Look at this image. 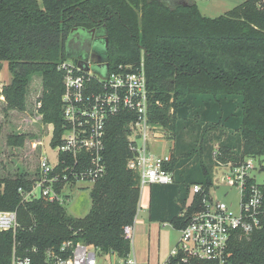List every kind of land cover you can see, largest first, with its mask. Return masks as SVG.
Instances as JSON below:
<instances>
[{
	"label": "trees",
	"instance_id": "obj_1",
	"mask_svg": "<svg viewBox=\"0 0 264 264\" xmlns=\"http://www.w3.org/2000/svg\"><path fill=\"white\" fill-rule=\"evenodd\" d=\"M93 29L104 51L93 44L88 57L70 43L77 30ZM68 61H92L96 74L144 68L150 120L174 142L166 165L173 183L151 186L152 223L184 228L202 208L219 163L264 156V0H247L218 18L205 16L194 0H0V63L11 75L4 111L25 112L32 78L40 75L39 112L54 127L53 148L64 132L59 67ZM136 119L123 112L108 122L106 174L93 185L83 217L45 198L23 201L19 189L30 191L34 179H0V212H17L19 224L16 233H0V264H11L14 253L43 264L46 251L59 252L66 241L104 255H130L125 230L135 225L141 199L139 176L127 166ZM24 142V136L7 138L14 147ZM195 185L203 193L193 194ZM233 249L238 263L261 264L264 230Z\"/></svg>",
	"mask_w": 264,
	"mask_h": 264
},
{
	"label": "built area",
	"instance_id": "obj_2",
	"mask_svg": "<svg viewBox=\"0 0 264 264\" xmlns=\"http://www.w3.org/2000/svg\"><path fill=\"white\" fill-rule=\"evenodd\" d=\"M90 65L68 61L59 67L64 73L65 87L61 144L54 148L57 150L55 163L45 154L40 157L33 188L19 189L23 201L45 198L65 205L67 186L80 183L93 186L104 177L106 128L110 119L123 112L134 113L137 118L130 124L128 140L133 155L127 166L138 174L141 194L152 185H169L174 181L172 172L166 169L174 142L169 147L165 130L150 120V94L144 68L133 72L131 66H120L111 73L104 69L102 75L96 74ZM5 86L0 87L2 103L6 102ZM158 144H162L160 152H157ZM39 146L44 145L34 144L35 149ZM260 175H264V156L246 157L239 163H219L202 208L179 230L180 241L164 264H240L235 259L234 243L251 241L264 230V183L257 182ZM221 187L238 191L237 210H230L215 196V190ZM203 191L199 185L192 187L193 194ZM18 227L17 212H0V233H16ZM125 236L133 244L134 226L126 228ZM98 255L114 256L104 255L100 249L81 242L66 241L59 252L46 251L43 264H99ZM119 260L121 264H139L131 253ZM11 264H33V260L14 253Z\"/></svg>",
	"mask_w": 264,
	"mask_h": 264
},
{
	"label": "rangeland",
	"instance_id": "obj_3",
	"mask_svg": "<svg viewBox=\"0 0 264 264\" xmlns=\"http://www.w3.org/2000/svg\"><path fill=\"white\" fill-rule=\"evenodd\" d=\"M194 1L205 16L218 18L225 16L247 0ZM95 45L94 48L98 53L104 51L101 42ZM90 63V67L93 69L95 63L92 61ZM10 83L11 75L8 64L0 63V87ZM28 90L27 110L25 112L9 111L6 113L4 111L5 103L0 102V179L22 177L33 180L38 170L40 157L43 154L49 156L52 163L56 162L57 150L51 147L54 127L44 124L39 112L41 107L39 101L43 95V81L40 75L33 76ZM164 132L168 145L171 147L173 145L172 137L166 131ZM10 135L24 136V145L21 147L8 145L7 138ZM35 143H43L44 146L35 149ZM161 148L162 144H158L157 152H160ZM257 182L263 184L264 175L258 176ZM92 187L91 184L83 183L66 187L64 193L65 206L69 214L75 217H83L89 212L92 205L90 197ZM215 191V196L227 204L230 210L238 209L240 197L237 190L221 187ZM39 194L40 192L37 191V195ZM137 218L142 219L144 224L134 226V242L131 244V254H135L139 264H164L180 241V231L170 223L150 222L148 210H140ZM98 261L99 264H121L119 258L113 256L98 255Z\"/></svg>",
	"mask_w": 264,
	"mask_h": 264
},
{
	"label": "flooded vegetation",
	"instance_id": "obj_4",
	"mask_svg": "<svg viewBox=\"0 0 264 264\" xmlns=\"http://www.w3.org/2000/svg\"><path fill=\"white\" fill-rule=\"evenodd\" d=\"M89 31L85 32V33H76L74 38L72 39V47L75 51L77 52H84L86 54V49H87V46L85 45V42L87 40H89L91 37H92V46L93 44H95V34L93 33H89Z\"/></svg>",
	"mask_w": 264,
	"mask_h": 264
},
{
	"label": "crops",
	"instance_id": "obj_5",
	"mask_svg": "<svg viewBox=\"0 0 264 264\" xmlns=\"http://www.w3.org/2000/svg\"><path fill=\"white\" fill-rule=\"evenodd\" d=\"M150 201H151V187L146 188L143 193L141 194V199H140V210H148L150 208ZM144 224V221L142 219L137 218L135 225H141ZM134 225V226H135ZM134 254V253H133ZM135 256V254H134ZM113 257H116L115 255ZM136 257V256H135ZM137 259V258H136Z\"/></svg>",
	"mask_w": 264,
	"mask_h": 264
},
{
	"label": "water",
	"instance_id": "obj_6",
	"mask_svg": "<svg viewBox=\"0 0 264 264\" xmlns=\"http://www.w3.org/2000/svg\"><path fill=\"white\" fill-rule=\"evenodd\" d=\"M85 32H87V31H84V30H81V31H76L75 32V34L76 33H85ZM89 33H93V34H95L96 33V30L95 29H93L92 31H89L88 32V34ZM92 37L89 39V40H87L86 42H85V45L87 46V49H86V54H87V56L88 57H90L91 56V53H92V49H93V46H92ZM96 43H98V41H95V44Z\"/></svg>",
	"mask_w": 264,
	"mask_h": 264
}]
</instances>
